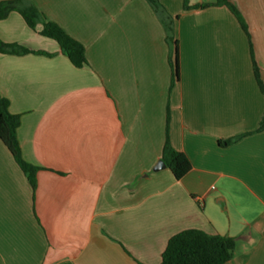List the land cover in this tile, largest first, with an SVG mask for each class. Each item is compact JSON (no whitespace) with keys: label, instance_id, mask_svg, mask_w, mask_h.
I'll list each match as a JSON object with an SVG mask.
<instances>
[{"label":"crops","instance_id":"0c3cea01","mask_svg":"<svg viewBox=\"0 0 264 264\" xmlns=\"http://www.w3.org/2000/svg\"><path fill=\"white\" fill-rule=\"evenodd\" d=\"M22 1L82 42L88 63L76 67L41 22L34 30L15 10L0 20L3 41L35 51L0 52V95L20 116L24 159L40 167L34 189L0 139V264H160L169 238L191 228L236 238L225 264H264L253 65L264 84V0H230L248 33L217 0H159L179 41L174 86L147 0ZM167 125L191 162L180 179L155 169Z\"/></svg>","mask_w":264,"mask_h":264},{"label":"trees","instance_id":"16d2710c","mask_svg":"<svg viewBox=\"0 0 264 264\" xmlns=\"http://www.w3.org/2000/svg\"><path fill=\"white\" fill-rule=\"evenodd\" d=\"M147 1L160 16L166 28V41L170 47L169 62L173 72L171 86H174L175 82L179 80V41L174 35L172 17L159 0ZM216 5L226 6L236 16L244 31L248 33V27L243 16L230 0H217ZM205 6H208V4L189 5L187 0L184 4L185 9ZM13 10L18 11L27 25L34 30H36L37 24L41 22L43 27L40 33L56 40L61 51L68 56L76 67H83L88 63L84 44L67 33L58 23L46 20L44 14L35 5L22 0L2 1L0 2V20L6 18ZM0 52L25 54L35 51L18 43L5 42L0 38ZM253 65L256 80L264 94V84L261 79L260 69L254 59ZM9 104V99L0 95V139L11 152L18 165L27 175L32 187L35 189L37 172L40 167L31 164L23 157L18 138L20 116L13 114L9 110ZM261 130H264V115L256 131ZM243 135L245 134L238 137ZM235 139L226 140L222 143L227 145ZM161 160L167 164L177 179L182 178L191 168V162L188 156L172 146L168 134V125ZM236 243L237 240L233 236L209 233L197 228L185 229L169 238L162 253L160 264H225L233 258Z\"/></svg>","mask_w":264,"mask_h":264},{"label":"water","instance_id":"95a60500","mask_svg":"<svg viewBox=\"0 0 264 264\" xmlns=\"http://www.w3.org/2000/svg\"><path fill=\"white\" fill-rule=\"evenodd\" d=\"M165 166H167V164H166L163 160H160V161L158 162V164L155 166V169H156V170H159V169L164 168Z\"/></svg>","mask_w":264,"mask_h":264}]
</instances>
